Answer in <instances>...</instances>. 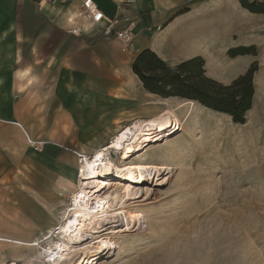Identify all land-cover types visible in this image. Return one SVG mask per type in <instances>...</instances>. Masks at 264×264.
I'll return each mask as SVG.
<instances>
[{
    "label": "crops",
    "instance_id": "1",
    "mask_svg": "<svg viewBox=\"0 0 264 264\" xmlns=\"http://www.w3.org/2000/svg\"><path fill=\"white\" fill-rule=\"evenodd\" d=\"M104 2L112 17L95 1L109 18L121 13L139 18L132 51L105 37L103 27L83 18L69 0H0L2 237L19 235L15 210L23 225L26 217L44 231L29 208L53 204L50 198L59 189L72 191L79 156H93L125 126L158 113L154 101L161 96L148 91L134 71L139 57L155 56L170 69L201 58L204 75L225 85L230 80L222 78L243 75L249 64L238 55L228 67L222 62L236 49L239 0ZM43 140V153H35L29 143ZM56 208L48 212L53 219Z\"/></svg>",
    "mask_w": 264,
    "mask_h": 264
},
{
    "label": "rangeland",
    "instance_id": "2",
    "mask_svg": "<svg viewBox=\"0 0 264 264\" xmlns=\"http://www.w3.org/2000/svg\"><path fill=\"white\" fill-rule=\"evenodd\" d=\"M95 1L113 16V9L104 0ZM238 18L242 25L234 36L232 46L236 49L232 50H238V56L249 62L243 74L257 69L253 104L245 122L237 123L230 115L197 101L158 97L154 101L158 113L167 109L165 105L169 103L180 119L188 107L205 117L200 124L192 118L185 119V130L169 138L167 144L155 139L154 158L159 165L164 164L162 178L153 187H140L144 197L130 208L139 214L138 229L107 235L100 246L93 241L87 245L88 251L96 253L97 247H103L104 255L85 264H264V15L247 14L239 5ZM231 52L222 56L226 67L234 57ZM242 65L239 62L236 70ZM236 78L222 79L230 80V84ZM41 142L44 144L40 150L29 143L35 153H43L47 143ZM114 153L111 151L110 157L119 163V156ZM74 185L72 191L59 189L58 197L50 198L53 204L46 202L41 208H29L31 218L45 226L44 231L26 217L23 225L15 210L12 220L19 234L16 239L34 247L4 243L0 264H45L44 252L59 242L56 236L47 239L48 232L62 223V214L79 188V179ZM55 208L53 219L48 212Z\"/></svg>",
    "mask_w": 264,
    "mask_h": 264
},
{
    "label": "bare ground",
    "instance_id": "3",
    "mask_svg": "<svg viewBox=\"0 0 264 264\" xmlns=\"http://www.w3.org/2000/svg\"><path fill=\"white\" fill-rule=\"evenodd\" d=\"M165 106L167 109L162 112L125 126L111 144L99 149L93 156H79L80 185L73 193L70 206L62 214V223L48 232L47 239L56 236L59 242L44 252L45 264H85L87 260H97L103 253V247H97L98 251L93 253L95 250L89 252L87 245L97 241L100 246L107 235L126 234L139 227V214L130 208L137 206L139 199L144 197L140 187L151 184L153 187L159 183L164 166L156 163L158 160L154 158L153 142L160 138L159 143L167 144L169 138L185 130V119L192 118V121L200 124L205 117L199 110L188 107L184 114L180 110L183 114L180 119L177 110L172 109L173 105L168 103ZM111 151L119 156V163L110 157ZM110 182L118 185L110 187ZM2 243L21 248L34 247L24 240L0 236Z\"/></svg>",
    "mask_w": 264,
    "mask_h": 264
},
{
    "label": "trees",
    "instance_id": "4",
    "mask_svg": "<svg viewBox=\"0 0 264 264\" xmlns=\"http://www.w3.org/2000/svg\"><path fill=\"white\" fill-rule=\"evenodd\" d=\"M239 2L250 13L264 15V0ZM231 51L232 56L238 55V50ZM203 66L204 61L196 58L170 69L155 56H141L135 62L134 71L148 91L162 98L180 97L187 101H197L215 111L230 115L237 123H244L245 115L253 104V81L257 69L251 68L225 85L206 77Z\"/></svg>",
    "mask_w": 264,
    "mask_h": 264
},
{
    "label": "built area",
    "instance_id": "5",
    "mask_svg": "<svg viewBox=\"0 0 264 264\" xmlns=\"http://www.w3.org/2000/svg\"><path fill=\"white\" fill-rule=\"evenodd\" d=\"M77 3L79 6L80 15L86 18L94 25H101L104 30L105 37L115 38L123 44L125 51L134 49V41L136 31L139 25V18L129 16L125 13L109 18L100 10L94 0H69ZM47 3L55 4L59 0H46ZM129 3H132L130 1ZM44 143L35 146L36 150H40Z\"/></svg>",
    "mask_w": 264,
    "mask_h": 264
}]
</instances>
